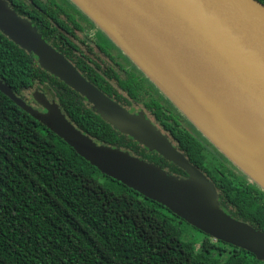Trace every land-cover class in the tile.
Here are the masks:
<instances>
[{
  "label": "trees",
  "instance_id": "obj_1",
  "mask_svg": "<svg viewBox=\"0 0 264 264\" xmlns=\"http://www.w3.org/2000/svg\"><path fill=\"white\" fill-rule=\"evenodd\" d=\"M7 1L20 16L30 18L32 13L55 30L54 23L60 24L68 9L63 3L67 0ZM14 1L29 4L30 13L16 8ZM33 25L83 76L112 97L111 85L72 47L64 49L63 41L49 37L39 23ZM0 79L24 99L26 90L44 92L96 142L126 149L186 176L176 164L103 120L85 97L42 69L32 52L1 31ZM137 81L132 72L126 80L117 79L140 101ZM152 105L155 123L177 149L202 171L210 167L220 207L264 232V192L224 165L175 106L170 110L157 101ZM182 222L189 224L161 203L100 172L0 91V264H264L253 253L220 240L217 245L204 240L195 246L181 238Z\"/></svg>",
  "mask_w": 264,
  "mask_h": 264
},
{
  "label": "water",
  "instance_id": "obj_2",
  "mask_svg": "<svg viewBox=\"0 0 264 264\" xmlns=\"http://www.w3.org/2000/svg\"><path fill=\"white\" fill-rule=\"evenodd\" d=\"M71 1L121 48L204 137L264 190V159L222 121L190 76L174 64L171 55L175 51L187 57L224 91L264 118L263 3L258 0H109L161 53L184 92L179 95L165 89L125 41L120 21L112 19L105 24L87 6L90 0ZM0 31L32 52L42 69L85 97L103 120L176 164L186 176L170 173L126 149L96 142L73 124L54 99L40 90H33L32 97L41 108L17 95L2 79L1 92L103 174L161 203L212 238L243 248L264 261V232L223 210L214 183L143 112H130L89 81L7 0H0Z\"/></svg>",
  "mask_w": 264,
  "mask_h": 264
},
{
  "label": "flooded vegetation",
  "instance_id": "obj_3",
  "mask_svg": "<svg viewBox=\"0 0 264 264\" xmlns=\"http://www.w3.org/2000/svg\"><path fill=\"white\" fill-rule=\"evenodd\" d=\"M17 1L12 2V5H15L19 10L29 14L30 11L28 10L30 9V5ZM67 1L68 3L63 2L66 3L65 5L68 9L66 14L63 13L61 15L62 21H60V24L54 23L57 27L56 30L47 25H42L43 23L39 20V16L32 13L29 14L31 16L30 18H26H28L32 24L39 23L42 27H44L47 31L46 34H48L49 37L57 38L63 41L65 43L63 46L64 49L68 50L72 47L73 49L71 50H73L74 54L78 55L82 61L91 65L98 74L104 77L105 81H107L111 85V89H113V91H111V98L126 107L130 112H143L146 117L156 124L154 121L156 116L153 111L154 106L152 105V102L157 101L161 105L168 107L170 110L174 108L173 103L143 73V71L129 59L121 48L117 46L105 32L98 28L96 24L75 3L71 0ZM91 22L94 23L92 27H90ZM71 32L75 33L77 37L74 38ZM65 38L70 40L75 47L71 46ZM130 72L137 75L136 78L138 81L136 87L140 89V101L130 96L128 92L122 89L117 82L118 78L126 80L128 73ZM157 127L159 128V125H157ZM205 140L208 144L207 146L216 151L219 159L224 165L236 174L245 176L241 169H239L230 159L219 151L218 148H216L206 137ZM203 172L210 180L212 179V172L208 165L204 168ZM245 178L247 179V182L255 184L250 181L248 177L245 176ZM256 186L264 192L260 186ZM216 191L218 193L219 203L220 192L217 189ZM222 205L225 206L224 202H222Z\"/></svg>",
  "mask_w": 264,
  "mask_h": 264
},
{
  "label": "bare ground",
  "instance_id": "obj_4",
  "mask_svg": "<svg viewBox=\"0 0 264 264\" xmlns=\"http://www.w3.org/2000/svg\"><path fill=\"white\" fill-rule=\"evenodd\" d=\"M90 10L105 24L116 19L124 26L125 41L156 74L158 81L171 93L184 95L166 61L153 43L109 0H90ZM173 62L182 69L206 97L222 121L264 159V118L224 91L202 69L181 53L171 51Z\"/></svg>",
  "mask_w": 264,
  "mask_h": 264
},
{
  "label": "rangeland",
  "instance_id": "obj_5",
  "mask_svg": "<svg viewBox=\"0 0 264 264\" xmlns=\"http://www.w3.org/2000/svg\"><path fill=\"white\" fill-rule=\"evenodd\" d=\"M135 76H137V75H135ZM32 90L33 89L26 90L24 92V96L29 103L38 107V105L32 99V96H31ZM198 132H199V130H198ZM199 133L201 136L199 134L198 135L201 138V140L205 139L203 134L201 132H199ZM180 230H181V238L194 243L195 246H199L204 240H207V241L211 242L212 244H216V245L218 244L216 239L212 238L211 236L205 237L201 232H199L198 230H196L195 228H193L189 224H186L183 222L180 223Z\"/></svg>",
  "mask_w": 264,
  "mask_h": 264
}]
</instances>
